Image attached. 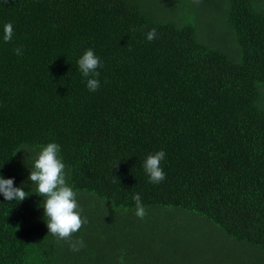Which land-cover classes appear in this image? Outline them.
I'll return each instance as SVG.
<instances>
[{
  "label": "trees",
  "instance_id": "16d2710c",
  "mask_svg": "<svg viewBox=\"0 0 264 264\" xmlns=\"http://www.w3.org/2000/svg\"><path fill=\"white\" fill-rule=\"evenodd\" d=\"M203 1L224 50L194 19L137 0H0V177L30 193L0 195V264H264V0ZM87 49L102 63L95 92L76 63ZM50 142L87 218L78 251L48 234L28 180ZM160 150L165 179L152 184L143 163ZM173 213L205 226L217 254L158 220Z\"/></svg>",
  "mask_w": 264,
  "mask_h": 264
},
{
  "label": "clouds",
  "instance_id": "9594fccd",
  "mask_svg": "<svg viewBox=\"0 0 264 264\" xmlns=\"http://www.w3.org/2000/svg\"><path fill=\"white\" fill-rule=\"evenodd\" d=\"M199 4L200 0H193ZM156 37V29H151L146 34V39L152 41ZM13 38L12 23H5L3 26V41L8 43ZM17 56L23 55L22 48H14ZM77 66L81 75L86 78V87L90 92H95L100 87L98 68L102 67L100 58L92 49H87L77 60ZM60 146L55 142L47 143L41 147L34 158L28 180L34 184L35 193L42 198L43 216L45 219L48 234L55 236L58 240L69 243L73 251H78L79 246H83L82 240L72 241V236L87 223V218H82L77 200L76 192L66 183L65 165L58 157ZM163 150L154 154H149L143 163V169L148 177L149 183L159 184L165 179V173L161 168V161L164 160ZM0 195L5 201H16L17 203L26 199L30 193L20 187H14L11 178L0 177ZM132 199L135 201V215L143 220L147 215L146 208L141 201L140 195L134 194ZM128 211L127 208L124 209ZM119 264H124L123 255L119 258Z\"/></svg>",
  "mask_w": 264,
  "mask_h": 264
},
{
  "label": "rangeland",
  "instance_id": "374dc122",
  "mask_svg": "<svg viewBox=\"0 0 264 264\" xmlns=\"http://www.w3.org/2000/svg\"><path fill=\"white\" fill-rule=\"evenodd\" d=\"M137 2H140L142 6L147 7L148 9H150V11H154V13H157L159 10L167 9L166 11L171 12L172 14L174 13L182 15L183 18L185 20H188L189 22H193L194 19L196 27L198 28L199 39L203 41L208 39V43H211L212 45L217 44L218 47L222 50H224V48L226 47V43L224 42V34L223 32H221L222 27L220 25V13L215 7L211 6V4L204 2L203 0H200L199 4L193 3V0H137ZM216 40L218 43H215ZM158 220H162L164 224L173 223L175 224V226H181L177 229L180 231L188 230V233L192 231L191 233L195 238L198 237L199 239H201L195 242V253L199 252L200 250H204L203 255L205 253L213 257L217 254V250L214 245V239L208 237V233L211 232L207 228H205V226L198 225L197 223L192 225V222L194 221L190 222L191 228L189 226H182V223L187 224L184 223L187 220L177 213H173L172 215H158ZM169 230L173 229H167L165 233ZM151 233L154 234L155 231ZM176 237H179L178 233ZM205 239H207V241L203 242V240ZM202 242L203 245H201ZM217 243L219 244V242ZM235 255L236 254H233L231 256Z\"/></svg>",
  "mask_w": 264,
  "mask_h": 264
}]
</instances>
